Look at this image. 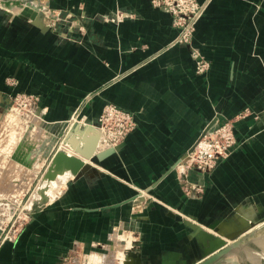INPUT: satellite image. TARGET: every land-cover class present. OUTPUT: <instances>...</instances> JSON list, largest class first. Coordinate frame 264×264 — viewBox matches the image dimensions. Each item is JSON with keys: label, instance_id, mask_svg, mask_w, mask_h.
Wrapping results in <instances>:
<instances>
[{"label": "crops", "instance_id": "obj_1", "mask_svg": "<svg viewBox=\"0 0 264 264\" xmlns=\"http://www.w3.org/2000/svg\"><path fill=\"white\" fill-rule=\"evenodd\" d=\"M18 1L0 7V93L38 96L49 123L82 104L93 125L112 103L136 126L0 247V264H59L75 242L91 249L130 225L142 264H215L237 249L217 255L226 246L201 230L231 235L264 218V0H198L208 3L188 46L169 45L171 16L149 0H32L34 18ZM215 118L233 120L237 147L187 197L180 162ZM249 238L263 240L264 226L236 240Z\"/></svg>", "mask_w": 264, "mask_h": 264}, {"label": "rangeland", "instance_id": "obj_2", "mask_svg": "<svg viewBox=\"0 0 264 264\" xmlns=\"http://www.w3.org/2000/svg\"><path fill=\"white\" fill-rule=\"evenodd\" d=\"M28 3L29 2L26 1L24 4L27 6L23 7H26L29 11H31L30 14L31 17H33L35 9L33 6L28 5ZM12 9L18 12L24 10L20 8ZM5 83L10 87H15L17 85V81L13 77L6 79ZM22 94L25 93H19L13 90H11L8 94L0 93V159L2 160H0V193L3 192L0 194V247L6 242L15 243L19 236L24 232L26 226H28L31 220L36 216V214L46 209L51 202L50 200L59 194H56L55 191L51 193V190H53L55 186L53 185L49 187L50 190L47 189L48 191L45 192V195L43 192L45 197L41 194L34 198L36 200L32 201L31 203L28 202L33 189L37 185L46 167L52 161L53 156L57 151L64 135L79 123L83 125L92 123L91 121L86 120L85 116L81 115L82 104L65 122H46L44 116H42L41 113L37 111L38 103H36V109L31 107L28 108L27 106L24 108L20 99ZM7 139L9 142L16 141V143H12L13 146L11 143H9L11 144L10 148L6 144L5 146L8 148H4L3 144L8 141ZM95 152H98L97 148ZM4 157L8 158H6L7 162H5V164H3ZM10 163H15L17 165L22 164L25 166L24 170L22 169V165H20L19 170L16 168L17 166H15V168H11L9 165ZM92 163L95 164L96 162ZM6 166L7 168H5ZM20 168L22 170H20ZM12 169L14 170L13 172ZM32 170H34L35 176H31L30 178L25 173H28ZM4 171H6V173ZM21 171L24 172L20 174ZM13 173L15 176H12ZM2 177L4 179H2ZM7 178L8 181L6 182ZM72 178L76 177L72 176L68 178L65 181V184ZM24 180H26V182ZM24 182L28 184L25 185ZM7 184L9 185L6 186ZM65 184L61 186V188H63ZM25 186L28 187L26 188ZM14 187H16L17 190ZM23 188L25 189L23 190ZM8 191L11 194H8ZM5 192L6 195H4ZM48 193H51L53 197L52 195H48ZM48 196H50V199L47 198ZM244 218L246 219V217ZM244 218H242V220H244ZM263 226L264 218L260 221L250 218L247 223L241 225V228L236 233L231 235L216 234L214 232L209 233L207 231L205 232L204 230H201V228L196 230H201L202 237L207 238L205 234L208 235V240L217 239L215 242H218L219 244L221 243V247L229 246L230 244H235V246L239 245L238 248L232 253H228V255L219 258L215 264H264V243L263 245L260 243L258 244L256 241L254 243L253 238L246 239L245 241H242L241 239L236 240L238 236L246 234L247 232L250 233L255 229H260ZM132 228L133 227L130 225L125 231L116 229L111 234L110 239L106 243L102 245L94 244L91 249H86L81 243L75 242L71 248L61 254V260L59 261V264H121V256L125 251H129L130 253L137 255L139 264H142L141 257L139 256L138 250L136 248L135 235L134 231L131 230ZM116 232L118 234H116ZM207 241L205 243L206 245L208 244ZM119 252L121 253L119 254ZM94 254L98 258L96 259L93 257L96 259L95 261L91 259V256Z\"/></svg>", "mask_w": 264, "mask_h": 264}, {"label": "built area", "instance_id": "obj_3", "mask_svg": "<svg viewBox=\"0 0 264 264\" xmlns=\"http://www.w3.org/2000/svg\"><path fill=\"white\" fill-rule=\"evenodd\" d=\"M25 1H28V4L33 2L32 0ZM149 3L153 8L163 10L171 16V24L176 29V34L169 45L182 44L188 46L208 1L149 0ZM191 55L194 59V72L198 75L205 74L209 69V62L197 50H192ZM20 99L24 108L27 106L34 109H36V103L39 100L38 96L33 94H22ZM245 111L247 112V110ZM246 112L241 113L239 117L246 115ZM95 123L100 131L97 151L118 145L136 126L131 112L112 103H107L101 108ZM233 128V120L219 121L215 118L213 124L203 130L192 147L186 152L180 162L184 171L181 180H179L187 197L200 196L204 189V178L216 167L219 161L228 158L236 149L238 143ZM188 170L196 171V181L190 182L188 180L186 176Z\"/></svg>", "mask_w": 264, "mask_h": 264}, {"label": "bare ground", "instance_id": "obj_4", "mask_svg": "<svg viewBox=\"0 0 264 264\" xmlns=\"http://www.w3.org/2000/svg\"><path fill=\"white\" fill-rule=\"evenodd\" d=\"M19 3L20 1L18 0H4V1H0V7L4 6L5 7H12V6H19ZM28 5H31L34 7H36L34 5V2L28 4ZM39 10V8H38ZM43 11V10H42ZM42 19H41V15H38L36 17V20L37 22H40ZM27 119V118H26ZM36 119V118H35ZM37 122V121H36ZM39 122V121H38ZM80 122V121H79ZM78 123V122H77ZM98 126L96 124H91V125H83L81 123H79L77 125V128H71L63 137V139L61 140V143L57 149V151L55 152L54 156H53V159L52 161L49 163V165L46 167L45 171L43 172L42 176L40 177L37 185L35 186V188L33 189L32 193H31V196L30 198L28 199V202L31 203L32 201L36 200L34 198L38 197L39 195L42 194V196L45 195V192L50 190L49 187L50 186H54L53 190H51L53 193L55 191V193H60L61 192V186H63L65 184V181L72 177V176H76L77 174H79V172H81V175L79 176H83L85 175V173L89 170L90 168V165L92 162H96V161H99V160H96V153L97 152H94V154L90 157H87L85 155H82L81 152L83 150V146L84 144L87 142V139H89L90 137L96 135L97 136V141H96V147L99 145V136H100V131L98 130L97 128ZM80 128H85L84 131H81V134H79V129ZM20 133V132H19ZM18 135V134H17ZM22 137V136H21ZM19 138V137H18ZM8 140V139H7ZM9 143H16V141H12V142H9L6 141V143H4L3 147L5 148H8L7 146H9L10 148V145ZM7 144V146H5ZM9 144V145H8ZM13 146V144H12ZM117 146V145H116ZM116 146L112 147V148H115ZM96 147H95V150H96ZM109 149V148H107ZM9 150V149H7ZM105 150V149H104ZM99 152V151H98ZM2 153V152H1ZM35 153V152H34ZM2 155V154H1ZM7 155V154H6ZM3 157V156H2ZM7 157H4L3 158V164H5V162H7ZM1 160V159H0ZM75 160H78L80 161V163L82 164V168L79 172H77V164L75 163ZM2 161V160H1ZM15 162V161H14ZM36 162V161H35ZM1 163V162H0ZM12 163V162H11ZM9 164L11 168H15V166H17L16 168L19 170V167L20 165L22 164ZM2 164V165H3ZM7 165V164H6ZM8 165V166H9ZM23 166V165H22ZM21 166V167H22ZM24 167H22V169L24 170ZM3 168V167H1ZM7 168V166L5 167ZM20 168V170H22ZM30 169V168H29ZM17 170V171H18ZM28 170V169H27ZM1 171V169H0ZM14 170L12 169V172ZM6 173V171H4ZM24 171H21L20 174H22ZM27 172V171H26ZM9 173V172H8ZM15 173V172H14ZM13 173L12 176H15V174ZM19 173V172H17ZM11 174V172H10ZM26 175H28L30 178L31 176H35V173H34V170L32 171H29L28 173H25ZM24 175V176H26ZM5 176V174H4ZM78 176V177H79ZM21 177V176H20ZM10 178V177H9ZM2 179H4L2 177ZM11 179V178H10ZM9 179V180H10ZM8 181V178L6 180V182ZM11 181V180H10ZM9 181V182H10ZM22 181V179H21ZM26 182V180H24ZM30 181V180H29ZM12 182V181H11ZM24 182V183H25ZM23 183V182H22ZM5 184V183H4ZM28 183H25V185H27ZM9 184H7L6 186H8ZM12 185V184H10ZM21 187V186H20ZM26 187V186H25ZM28 187V186H27ZM26 187V188H27ZM3 188V187H2ZM7 188V187H6ZM13 188V187H11ZM16 188V187H14ZM22 188V187H21ZM9 189V187H8ZM19 189V188H18ZM25 188H23L24 190ZM48 189V190H47ZM52 189V188H51ZM7 190V189H6ZM4 190V191H6ZM13 190V189H12ZM17 190V188H16ZM15 190V191H16ZM1 191V190H0ZM19 192V191H18ZM43 192H44V195H43ZM3 193V192H1ZM0 193V194H1ZM8 194L10 193L9 191L7 192ZM15 193V192H14ZM49 194L48 195H52V194ZM11 194V193H10ZM6 195V192L5 194ZM11 196V195H10ZM47 196V195H46ZM41 197V196H40ZM45 197V196H44ZM53 197V195H52ZM48 199H50V196L47 197ZM38 202V201H37ZM116 234H118L116 232ZM115 236V235H114ZM117 236V235H116ZM118 237V236H117ZM116 238V237H115ZM122 238V237H120ZM117 240V238H116ZM130 242V241H129ZM258 244H262L264 243V239L263 240H258L257 241ZM126 246V245H125ZM260 246V245H259ZM263 247V246H262ZM130 250V248H129ZM121 252H119L120 254ZM117 255V254H116ZM119 256V255H118ZM95 256H91V259H93V261H95L96 259H98L97 257L93 258ZM104 257V256H103ZM117 257V256H116ZM122 258V262L121 264H139V260L137 259V255L135 254H132L130 253L129 251L128 252H124L121 256ZM120 258V257H119ZM118 259V258H117ZM120 259V261H121ZM119 261V263H120Z\"/></svg>", "mask_w": 264, "mask_h": 264}, {"label": "water", "instance_id": "obj_5", "mask_svg": "<svg viewBox=\"0 0 264 264\" xmlns=\"http://www.w3.org/2000/svg\"><path fill=\"white\" fill-rule=\"evenodd\" d=\"M33 23L41 26V24H39L38 22L33 21ZM212 124H213V122L207 128H209ZM73 128H77V126H75ZM84 130H85V128H80L78 133L81 134V131H84ZM96 141H97V136L96 135H94V136L90 137L89 139H87V142L84 144L81 154L85 155L87 157L92 156L94 154V152H95ZM114 150H116V148H109V149L101 150V151L97 152L96 153V160L103 159L105 156H107L108 154L112 153ZM75 163L77 164V172H79L81 170V168H82V164L78 160H75ZM81 172H79V174H77L75 177H78L79 175H81ZM234 247H235V244H230L229 246H226L221 251H219L217 253V255L224 254V253L228 252L230 249H232ZM209 262H210V260L207 259V260L201 262L200 264H208Z\"/></svg>", "mask_w": 264, "mask_h": 264}]
</instances>
